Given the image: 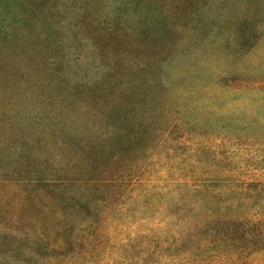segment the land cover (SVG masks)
Segmentation results:
<instances>
[{
    "label": "rangeland",
    "instance_id": "1",
    "mask_svg": "<svg viewBox=\"0 0 264 264\" xmlns=\"http://www.w3.org/2000/svg\"><path fill=\"white\" fill-rule=\"evenodd\" d=\"M0 264H264V0H0Z\"/></svg>",
    "mask_w": 264,
    "mask_h": 264
},
{
    "label": "trees",
    "instance_id": "2",
    "mask_svg": "<svg viewBox=\"0 0 264 264\" xmlns=\"http://www.w3.org/2000/svg\"><path fill=\"white\" fill-rule=\"evenodd\" d=\"M51 180L39 176L34 179V182L43 183ZM215 213L216 211L210 210L205 216H197L193 221L186 219L182 226H187V231L189 230L192 233L191 235L187 232L186 236L194 238L203 234L205 236L204 239H209L208 243L210 244L217 243L218 247L220 244H224L228 247L240 249H244L243 245L247 246L250 243L248 240L254 239L253 235L246 234L250 232L246 225L251 223V220L240 221L235 218H231L232 220H220L217 216L221 215L216 216Z\"/></svg>",
    "mask_w": 264,
    "mask_h": 264
}]
</instances>
